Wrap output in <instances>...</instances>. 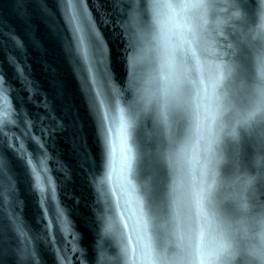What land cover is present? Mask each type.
<instances>
[{
  "label": "water",
  "instance_id": "water-1",
  "mask_svg": "<svg viewBox=\"0 0 264 264\" xmlns=\"http://www.w3.org/2000/svg\"><path fill=\"white\" fill-rule=\"evenodd\" d=\"M224 18L221 177L247 171L264 189L262 0H214ZM0 0V264H97L105 220L129 177L156 220L166 214L169 152L184 109L145 107L127 86L132 49L119 22L136 14L147 46L138 76L157 90L147 0ZM254 111L247 124L236 121ZM235 128V137L227 135Z\"/></svg>",
  "mask_w": 264,
  "mask_h": 264
},
{
  "label": "clouds",
  "instance_id": "clouds-1",
  "mask_svg": "<svg viewBox=\"0 0 264 264\" xmlns=\"http://www.w3.org/2000/svg\"><path fill=\"white\" fill-rule=\"evenodd\" d=\"M264 8V0H262ZM214 0H147L151 40L156 54L157 90L150 92L138 76L147 52L136 14L119 22L122 39L132 49L127 58V86L137 103L185 110L182 140L166 160L170 180L166 214L154 219L145 208L126 167L116 188L115 213L101 229L113 254L98 251L97 264H264V189L261 177L247 171L221 177L220 153L225 108L221 83L230 69L223 63V26L228 19ZM264 21V11L261 12ZM264 26V25H262ZM257 93L264 99V85ZM249 111L236 122L247 124ZM227 135L235 137L233 127Z\"/></svg>",
  "mask_w": 264,
  "mask_h": 264
},
{
  "label": "snow or ice",
  "instance_id": "snow-or-ice-1",
  "mask_svg": "<svg viewBox=\"0 0 264 264\" xmlns=\"http://www.w3.org/2000/svg\"><path fill=\"white\" fill-rule=\"evenodd\" d=\"M114 3H118L119 0H113ZM83 0H77V3L74 5L75 8H80L82 6Z\"/></svg>",
  "mask_w": 264,
  "mask_h": 264
}]
</instances>
